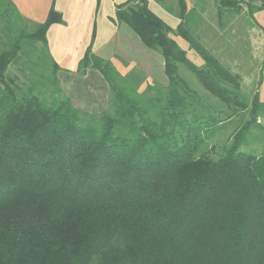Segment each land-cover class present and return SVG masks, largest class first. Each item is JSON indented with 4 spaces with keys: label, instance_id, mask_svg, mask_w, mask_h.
<instances>
[{
    "label": "trees",
    "instance_id": "1",
    "mask_svg": "<svg viewBox=\"0 0 264 264\" xmlns=\"http://www.w3.org/2000/svg\"><path fill=\"white\" fill-rule=\"evenodd\" d=\"M213 2L219 20L245 4L255 23L264 8V0ZM177 4L175 29L147 0L116 5V23L163 56L168 83L138 91L139 75H121L88 46L77 70L97 68L110 96L105 109L87 112L59 81L40 96L30 77L20 83L10 71L30 70L28 41L49 56L45 32L60 14L51 7L16 34L15 19L25 20L0 0V264H264V150L241 149L264 103L254 92L249 117L211 154L208 139L247 104L240 75L197 30V3ZM181 66L223 107L196 105Z\"/></svg>",
    "mask_w": 264,
    "mask_h": 264
},
{
    "label": "crops",
    "instance_id": "2",
    "mask_svg": "<svg viewBox=\"0 0 264 264\" xmlns=\"http://www.w3.org/2000/svg\"><path fill=\"white\" fill-rule=\"evenodd\" d=\"M20 16L33 25L45 21L51 7L60 14L46 29L47 49L56 63V74L64 93L72 104L87 112H100L107 107L109 84L97 68L78 72V62L90 46L91 51L109 60L121 75L137 74L144 88L165 86L168 78L163 56L148 48L137 33L125 23H116V5L127 0H11ZM188 7L190 0H186ZM149 9L168 26L175 29L180 22L177 0H147ZM256 26L264 35V8L253 14ZM186 50L187 56L197 65L195 54L186 42L174 37ZM264 71V69H263ZM138 87V88H139ZM264 91V84H263ZM264 101L263 96H260ZM259 97V98H260Z\"/></svg>",
    "mask_w": 264,
    "mask_h": 264
},
{
    "label": "rangeland",
    "instance_id": "3",
    "mask_svg": "<svg viewBox=\"0 0 264 264\" xmlns=\"http://www.w3.org/2000/svg\"><path fill=\"white\" fill-rule=\"evenodd\" d=\"M189 3L190 5L197 3L198 8L201 9L200 16L197 19V30L200 32L202 40L207 43L208 47L225 65L234 73L240 75L242 95L247 104L246 109L239 110L237 115H233L228 120H223L224 122L219 124V126H222L217 127L214 134L208 139V144H214L215 146L211 154L216 156L220 151L221 144L231 135L233 129L249 117L248 111L253 93L258 92L259 97L263 96L264 35L247 13L245 4H241V10L238 13L228 12L219 20L213 0H190ZM22 27L32 30L35 25L26 21H16L15 19L12 30L16 31L17 34ZM26 45L30 49L29 54L32 61L30 70L25 68L23 74L22 71L15 68V65H12L10 71L16 73L20 83L28 84L26 81L30 77L35 83L32 88L36 93L40 96L46 94L51 97L59 79L53 71L47 51L41 42L35 43V50H31L32 42L28 41ZM197 57L200 58L196 56L194 59L197 62L201 61ZM180 73L189 84L190 90L194 92L196 105H200V107L202 106L207 110L211 108L218 110L223 107V104L217 98L210 95L201 86V83L192 72L181 66ZM138 91H146V88L142 85L138 88ZM259 99L262 100L261 97ZM262 102L264 103V101ZM257 124L249 128L241 149L253 150L256 153L264 150V114L257 117Z\"/></svg>",
    "mask_w": 264,
    "mask_h": 264
}]
</instances>
